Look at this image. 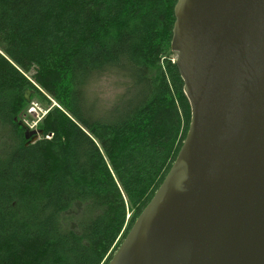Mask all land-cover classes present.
<instances>
[{
    "label": "trees",
    "instance_id": "1",
    "mask_svg": "<svg viewBox=\"0 0 264 264\" xmlns=\"http://www.w3.org/2000/svg\"><path fill=\"white\" fill-rule=\"evenodd\" d=\"M175 3L0 0V264H107L151 200L190 120ZM26 90L48 108L34 142Z\"/></svg>",
    "mask_w": 264,
    "mask_h": 264
},
{
    "label": "water",
    "instance_id": "2",
    "mask_svg": "<svg viewBox=\"0 0 264 264\" xmlns=\"http://www.w3.org/2000/svg\"><path fill=\"white\" fill-rule=\"evenodd\" d=\"M173 12L187 133L107 264H264V0H176Z\"/></svg>",
    "mask_w": 264,
    "mask_h": 264
},
{
    "label": "rangeland",
    "instance_id": "3",
    "mask_svg": "<svg viewBox=\"0 0 264 264\" xmlns=\"http://www.w3.org/2000/svg\"><path fill=\"white\" fill-rule=\"evenodd\" d=\"M89 87L90 93L94 97H98L100 100H102V102H105L107 105L109 101L112 100L114 95L118 93L119 90L115 86L114 82L107 77H99L97 79H93L89 84ZM29 92L30 94L28 106L25 112H23L20 117V123L23 126H26L28 131H34L36 129V125L42 120V118L47 113L48 108L45 107V105L41 102L37 95L33 96L31 99L32 93L31 91Z\"/></svg>",
    "mask_w": 264,
    "mask_h": 264
},
{
    "label": "built area",
    "instance_id": "4",
    "mask_svg": "<svg viewBox=\"0 0 264 264\" xmlns=\"http://www.w3.org/2000/svg\"><path fill=\"white\" fill-rule=\"evenodd\" d=\"M37 124V123H36Z\"/></svg>",
    "mask_w": 264,
    "mask_h": 264
}]
</instances>
